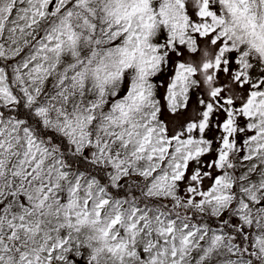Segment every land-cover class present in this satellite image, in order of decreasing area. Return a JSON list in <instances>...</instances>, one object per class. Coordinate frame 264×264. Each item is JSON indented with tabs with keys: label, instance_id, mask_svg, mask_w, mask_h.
Instances as JSON below:
<instances>
[{
	"label": "snow or ice",
	"instance_id": "obj_1",
	"mask_svg": "<svg viewBox=\"0 0 264 264\" xmlns=\"http://www.w3.org/2000/svg\"><path fill=\"white\" fill-rule=\"evenodd\" d=\"M0 264H264V0H0Z\"/></svg>",
	"mask_w": 264,
	"mask_h": 264
}]
</instances>
